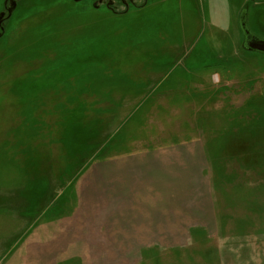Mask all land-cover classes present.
Listing matches in <instances>:
<instances>
[{"label":"rangeland","instance_id":"374dc122","mask_svg":"<svg viewBox=\"0 0 264 264\" xmlns=\"http://www.w3.org/2000/svg\"><path fill=\"white\" fill-rule=\"evenodd\" d=\"M12 1L16 8L3 22L0 37V244L6 251L29 231H44L39 229L48 228L45 224L53 217L56 222L71 217L83 202L76 184L84 175L86 180L95 164L120 153L156 151L167 135L164 124L181 126L173 132L177 139L193 136L203 146L215 130L210 151L218 152L227 136V115L264 106V54L239 47L242 25L249 36L264 42V0H113L115 9L125 10L119 14L90 1ZM4 2L0 0V14ZM195 56L202 58L196 62ZM181 88L187 99L175 94ZM170 92L169 100H159ZM145 95L146 101H140ZM59 116L62 132L57 134ZM250 117H240L239 125ZM9 124L17 132L8 131ZM35 130L37 144L44 134L49 143L60 135L66 157L57 162L56 150L47 144L51 161L38 154L33 161L19 158L20 149L12 148L11 141L28 144ZM219 167L223 165L210 158L206 174L214 214L208 226L197 212L196 222L203 227L148 228L146 243L115 244L121 239L109 228L103 212L107 204L97 203L107 200L106 194H97L96 202L85 206L83 219L76 216L60 230V249L69 230L73 240L84 238L74 260L63 263L264 264V184L255 185L243 166H224L228 173L237 167L236 177H219ZM39 172L59 177L43 183Z\"/></svg>","mask_w":264,"mask_h":264},{"label":"crops","instance_id":"0c3cea01","mask_svg":"<svg viewBox=\"0 0 264 264\" xmlns=\"http://www.w3.org/2000/svg\"><path fill=\"white\" fill-rule=\"evenodd\" d=\"M47 52L50 53V48ZM204 56H207V50L204 52ZM201 58V56H195L192 60L197 62V60ZM34 59L35 58H31V62H34ZM184 91L185 92H182V88L179 90L177 89L175 90V94L178 95L179 93L184 96V99H187L189 95L186 93L185 89ZM171 94V92L170 94H163V96L165 95L164 98H160L159 100H169L166 96L169 95L168 97H170ZM146 95L141 100L138 99V97L133 98V103L138 100L146 101ZM130 98V96H124L123 100H130ZM47 99L48 98H39V100ZM56 101L58 102L60 100ZM57 105L56 107L58 108ZM48 106L49 105H44L45 108ZM11 113L14 114V110L11 111ZM183 115L185 116V114ZM183 115H180V117ZM194 115L195 112L192 116ZM59 118L60 116L56 118L59 120V129H56V131H58L56 132L57 134L62 132V125H60L61 120ZM128 118L125 117L121 120L120 125L123 123L125 124ZM167 118L168 114L163 118L162 123H165ZM185 125H187L186 128L189 132V125L191 124L188 119ZM164 126L163 132L167 135L165 137L163 136L164 138L161 139V145L156 147V151L120 153L121 155H117L119 157H113L106 162L95 164L91 172L87 174L86 180V175H84L76 184L78 194L82 193V195H80L83 198V202L78 204V207L73 211L71 217L62 219L58 222H56L53 217L49 223L45 224V227L48 228L39 229L44 231H29L24 238L17 239L13 244L9 245L10 247H7V251L3 244H0V264H52V261H55L57 264L60 262L64 264L73 261L74 255L76 256L79 253L78 251L81 250L80 246L84 244V238L81 236L79 240H73L74 236L71 237V230H69V233L65 235V244L63 248L60 249V246L56 245L61 236L60 230L65 228L64 223H67V221H70V223L73 222L76 216L77 218L83 219V211H86L85 206L89 202L95 203V196L97 194H99L98 196H100V198V194H106L105 197L108 201H102L101 199L97 200V203L101 205V207H103L102 204H107V208L103 210V212H105V215L109 218V228L117 230L115 238L121 239L114 240L115 244L146 243L147 234L145 230L148 228L175 230L203 227L205 224H197L196 222L197 212L199 213V218H202L204 223L207 221L208 226L213 219L214 204L211 193V181L206 174L208 168L204 151L205 146H203L200 139L197 140V138L193 136H186L183 141L177 139L173 135V132L182 130L179 125L172 123L164 124ZM55 127H57V124H55ZM141 127H139L140 132L142 131ZM2 128L3 125L0 126V133L3 132ZM10 128L11 129L7 128V130L12 133L17 132V128L13 127V125H11ZM35 134L36 130L33 131V138L29 139L28 144H16L13 140L11 141L12 148L18 146L20 149V152H17L19 158L22 155L23 158L29 157V160L33 161L32 156L36 157L38 154L41 160L51 161L48 155L49 151L47 152L46 149L52 147L56 150V157L54 159H56L57 162H60L62 157H66L65 151V154H62V143L59 142L60 135H57L55 141H51L50 144L44 139V134V136H42L43 138H41L40 142L37 144L34 139ZM40 134L42 133L40 132ZM138 136H140V133L131 139L136 140ZM1 140L0 137V148H3V142ZM39 144H41V146H39ZM47 144L52 147H47ZM38 148L44 151L34 152ZM23 149L28 150V153H23ZM10 158L11 156L9 159ZM54 174L39 172L36 175L39 176V181H43L44 183L51 182L59 177L57 173ZM96 175H98V177H96ZM250 177L257 183L255 185L260 186L261 176L259 173L251 174ZM95 178H97L96 184L94 183ZM44 185L45 184H43V187ZM91 187H97L107 192L102 193V190H96L92 193L89 189ZM40 188H42V185H40ZM87 189L91 192L90 200L88 199L89 195L85 193L88 191ZM0 193V197L3 198V193ZM1 201L2 200H0V202ZM10 205L12 206V204ZM106 216L103 218H107ZM25 228L29 229L30 226L26 225ZM132 238L137 240L132 241ZM47 247L50 248V255L47 253Z\"/></svg>","mask_w":264,"mask_h":264},{"label":"trees","instance_id":"16d2710c","mask_svg":"<svg viewBox=\"0 0 264 264\" xmlns=\"http://www.w3.org/2000/svg\"><path fill=\"white\" fill-rule=\"evenodd\" d=\"M251 101L252 98L249 99V102ZM247 104H245V106ZM243 115H250V121H247L244 126H240L239 119ZM227 116L230 119L228 121L227 128H225L227 136L223 137L221 140L222 143L218 147V152L210 151V139L217 132L212 130L207 138V143L209 141V144H206L207 149L205 146V157L207 163L208 161L210 162V158H214L218 161V163L223 165V167H219V171H222V173H219L218 171L219 177L223 176L224 173H226V176L236 177L239 173L237 172L238 165L243 166V172H250L251 174L259 173L262 178L261 182L264 184V144L261 145L264 140V106L259 110L241 108V110ZM251 139L255 141V144H248V141ZM223 142H226L227 145L223 146ZM206 152L209 156L206 155ZM231 164L237 167H233V170H230L228 173L224 166ZM214 170L216 171V169Z\"/></svg>","mask_w":264,"mask_h":264},{"label":"flooded vegetation","instance_id":"af4514ba","mask_svg":"<svg viewBox=\"0 0 264 264\" xmlns=\"http://www.w3.org/2000/svg\"><path fill=\"white\" fill-rule=\"evenodd\" d=\"M11 1L12 0H5V2H4V4H3V8H2V11L4 12V18H3V22L6 20V19H8L9 17H11V16H9V17H7V9L9 8V6H10V4H12L13 3V1H12V3H11ZM71 1H74L75 3H78L79 1H90V2H92L95 6H96V8H97V6H100L101 4H103V5H105L106 7H107V9L109 10V12L110 13H112V14H119V13H122V12H124L122 9L119 11L118 9H115V7L113 6L114 4V2H113V0H101L100 2L98 1V0H71ZM135 0H130V2H134ZM256 1H259V0H256ZM126 1L125 0H123V3H125ZM135 6H137V7H140L141 6V4H138V3H133ZM15 5H16V1H15ZM16 8V7H15ZM15 10V9H14ZM14 10H13V12H14ZM12 12V13H13ZM119 12V13H118ZM12 15V14H11ZM3 22H2V24H1V26H0V37L3 35V33L4 32H2L1 33V27H4V24H3ZM3 31H4V29H3ZM240 33H241V41H240V44H239V47H242V50H244V51H248V52H252V53H255V51H249V50H247L246 49V46H247V44L249 43V42H251L252 40L254 41L255 40V38L254 37H252V36H249L248 34L247 35H245L244 33H243V30H242V28L240 29ZM257 53V52H256Z\"/></svg>","mask_w":264,"mask_h":264},{"label":"water","instance_id":"95a60500","mask_svg":"<svg viewBox=\"0 0 264 264\" xmlns=\"http://www.w3.org/2000/svg\"><path fill=\"white\" fill-rule=\"evenodd\" d=\"M99 2L101 0H98ZM16 5H15V2H13L12 4H10L9 8L7 9V17L11 16L13 10L15 9ZM3 18H4V12H2L0 14V26L3 22ZM242 30H243V25H242ZM3 32V27H1V33ZM243 33L245 35H247V32H245L243 30ZM246 49L249 50V51H255V52H258V53H261V54H264V42L263 41H257V40H252L251 42H249L246 46Z\"/></svg>","mask_w":264,"mask_h":264}]
</instances>
